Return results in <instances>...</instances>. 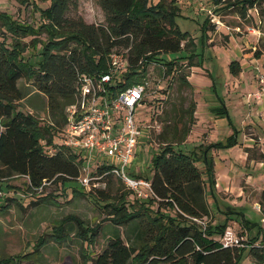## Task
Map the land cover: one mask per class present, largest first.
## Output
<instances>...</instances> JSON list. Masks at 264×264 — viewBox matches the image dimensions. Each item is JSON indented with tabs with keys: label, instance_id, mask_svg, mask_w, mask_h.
<instances>
[{
	"label": "trees",
	"instance_id": "1",
	"mask_svg": "<svg viewBox=\"0 0 264 264\" xmlns=\"http://www.w3.org/2000/svg\"><path fill=\"white\" fill-rule=\"evenodd\" d=\"M96 1L104 13V23L99 25L67 16L77 8V0H49V5L40 10L45 21L38 26L20 21L7 11L0 12V178L27 176L24 183L29 188L42 189L54 183L63 191L70 188L72 192L83 193L78 187L81 185L78 180L80 159L64 150L48 153L40 139L47 138L50 142L51 124L55 128L63 126L65 109L76 100L77 74L104 69L113 48L130 46L132 66L126 77L117 80L120 87L129 85L134 74L145 73L153 60H161L170 73L174 58L162 62L160 51L188 49L189 54L178 58L197 57V65H202V55L199 56L194 40L188 32H181L175 21L179 7L164 0ZM222 1L212 0L217 7L215 10L221 7ZM257 1L237 0L235 3L244 13ZM208 23L206 18L201 25L203 44L208 39ZM44 30L47 36L39 37ZM27 36H31L28 42L24 40ZM38 44L42 45L41 58L32 65L24 52L35 51ZM140 58L142 64L136 65ZM230 70L238 73L237 61L230 63ZM21 79L31 80L35 90L46 97L50 123L18 108L17 102L29 95V91L19 85ZM215 81L212 79L211 85L219 104L210 111L224 116L233 133L222 141L176 149L174 145L185 143L194 123L195 101L191 99L181 112L172 107L165 124L155 135L159 144L152 159V177L144 176L151 180L154 195L129 201V192L121 193L108 211L113 225L108 230L106 245L93 257L84 251L81 253L92 264H240L246 255L264 264V236L260 238L256 234L243 246H224L217 238L225 233L231 215H238L235 208L220 211L223 220H212L208 195L215 199L216 178L211 149L235 145L239 132ZM99 193L103 196L104 192ZM13 199L7 197V200ZM153 202H157L154 210L150 206ZM109 205L106 203L104 207ZM166 207L174 213L164 212ZM70 220L76 222L79 235L87 241L88 247L92 246L99 225L86 226L83 220L72 215L52 228V238L57 242L62 240L65 225ZM242 222L249 230L255 226L243 217ZM122 225L126 229L121 230ZM260 231L258 225L256 232ZM45 242V236H41L32 250L1 258L0 264L22 261L37 264Z\"/></svg>",
	"mask_w": 264,
	"mask_h": 264
},
{
	"label": "rangeland",
	"instance_id": "2",
	"mask_svg": "<svg viewBox=\"0 0 264 264\" xmlns=\"http://www.w3.org/2000/svg\"><path fill=\"white\" fill-rule=\"evenodd\" d=\"M164 1L179 7L175 21L181 32H188L192 37L203 62L202 65H197V57L192 60L187 57L178 58L181 54H189L188 49L178 52H159V58H163L162 62L174 58L175 65L172 66L171 72H165L164 76L155 71V78L146 95L147 102L135 109V117L139 125L146 128L149 116L151 118L149 122L154 128L151 136L148 137L144 136L147 130L143 129V135L139 137L130 164L138 175L149 177L153 174L152 159L159 144L155 136L158 133L155 127L160 125L162 128L168 119L170 109L175 107L181 112L191 99L195 101V122L190 127L187 141L174 145L176 149L185 150L191 144L194 146L193 144L212 140L214 136L211 132L202 131L204 125L212 129L213 125H209L210 123L214 124L215 129L210 130L213 134L220 132L223 136L228 135L226 131L216 127L213 120L217 115L210 111V107L219 102L214 95L212 79L217 81L215 83L218 92L229 93L232 85L238 84L230 70V63L236 61L239 49L242 53L253 51V54L258 56L264 52L262 51L264 50V0H258L253 6L247 7L244 13L236 6L237 0H223L217 10L212 0ZM48 5L49 0H0V12L7 11L20 21L38 26L45 21L40 16V10ZM67 16L82 18L84 22L95 25L104 23L103 10L96 0H77V8L68 12ZM206 18L209 20L208 39L203 44L201 25ZM258 30L262 32L259 40H257ZM46 36L45 30L39 35L41 38ZM30 39L31 36L24 38L26 42ZM251 46H256L255 50ZM129 49L130 46L121 45L112 50L129 51ZM41 50L42 45L38 44L35 51L26 50L24 57L34 65L35 61L41 58L39 54ZM154 64L157 63L151 62L148 68ZM251 70L253 71V68ZM252 71L251 76H253ZM238 75L240 72L236 74ZM158 79L161 88L157 87ZM19 85L29 91L30 95L17 102L18 108L32 113L46 124L50 123L46 97L35 90L31 80L21 79ZM249 113L244 115L248 125L242 126L235 145L211 149L213 156L218 160L230 164L229 177L220 172L222 165L218 164L215 172V199L212 195H208L213 222L224 219L220 211L235 208V212H238V215H231L225 233L217 237L229 246H243L256 234H259L260 238L261 235L264 236V119L253 122L254 117ZM261 117L264 115L259 116ZM93 181L96 185L91 190L78 185L79 189L83 190V193H80L72 192L70 188L63 191L54 183L42 189L29 188L24 183L25 179L17 176L0 178V190L4 193L0 198V259L32 250L38 238L45 236L46 242L41 247V260L37 264H92L90 259L84 258L81 253L84 251L93 257L106 245L108 230L113 225L108 214L111 206L117 203L122 192H129L127 195L129 201L135 198L123 181L114 175L102 176ZM100 190L104 192L103 196L99 193ZM7 197L15 199L7 200ZM6 203L8 205L5 208L3 206ZM106 203L110 205L104 207ZM150 206L153 210L156 209L157 202H153ZM164 212L173 214L174 210L166 207ZM69 215L80 218L86 226L99 225L92 246L88 247L87 241L79 235L76 222L71 220L65 225L62 240L57 242L52 238V228L57 227L61 220ZM242 217L255 224L253 229L249 230L245 227ZM203 220L207 221L208 218ZM258 225L261 226L260 233L256 232ZM120 229L124 230L126 226L122 225ZM20 264L34 263L22 261ZM240 264L258 263L252 256L246 255Z\"/></svg>",
	"mask_w": 264,
	"mask_h": 264
},
{
	"label": "built area",
	"instance_id": "3",
	"mask_svg": "<svg viewBox=\"0 0 264 264\" xmlns=\"http://www.w3.org/2000/svg\"><path fill=\"white\" fill-rule=\"evenodd\" d=\"M261 34L258 30L257 40ZM142 60L136 65H141ZM151 62L157 64L148 68ZM150 63L145 73L134 74L129 85L120 87L117 80L126 77L132 66L130 54L111 50L104 69L77 74L76 100L66 107L63 126L55 128L51 124L50 142L47 138L40 139L48 153L64 150L80 159L78 180L84 188L90 189L96 185L93 180L111 174L121 179L136 198L154 195L151 180L138 175L130 165L143 129L147 130L144 136L148 137L154 128L149 116L146 128H142L136 120L135 109L147 102L155 71L161 76L167 73V65L155 60ZM255 69L259 81L264 82V72L258 65ZM159 81L157 87L161 88ZM155 128L157 132L161 129L160 125ZM3 194L0 190V198Z\"/></svg>",
	"mask_w": 264,
	"mask_h": 264
},
{
	"label": "crops",
	"instance_id": "4",
	"mask_svg": "<svg viewBox=\"0 0 264 264\" xmlns=\"http://www.w3.org/2000/svg\"><path fill=\"white\" fill-rule=\"evenodd\" d=\"M251 47L254 50L256 48V46H251ZM235 60L239 65L238 74L240 72V75L238 76L234 74V79L238 81V84H235L234 86L232 85V90L229 93H224L220 91L219 94L225 102V105L228 109V112L230 114L234 126L239 130L236 136L238 138L241 132L240 130H242L241 129L242 126L244 124L248 125L247 119L244 118L245 114L250 112L249 114H252L254 117L253 122H256V120L261 121L262 119H264V117L259 118V116L264 115V82L259 81L255 69V66L258 65L261 71L264 72V52H262V54L258 56L257 54L254 55L253 51L249 53H242L239 49L238 56L236 57ZM251 68H253V71L251 70ZM251 71L253 72V76L250 75ZM217 104H219V102ZM234 117H236L237 119ZM213 121H215V125L217 128L226 131L228 135L223 136L220 134V132L217 134H213L212 131L213 129H215L213 123L209 124V125L211 124L213 125L212 129L208 128L207 125L206 126L204 125L202 131L205 132L209 131L211 132L212 136H214V138L208 141L207 143L222 141L233 133L232 127L230 126L228 120L224 116L217 115V117ZM220 136H223V138L219 139ZM191 146L192 144L189 147ZM236 151L238 152V148H236ZM213 158H214V171L217 172L218 164H221L222 166L219 169L220 172L224 176L229 177L230 164L229 163L226 164L225 161L223 162L221 160H218V158L215 156H213Z\"/></svg>",
	"mask_w": 264,
	"mask_h": 264
}]
</instances>
